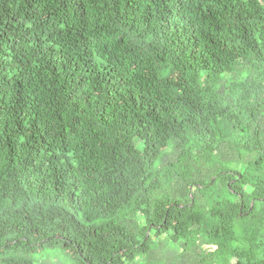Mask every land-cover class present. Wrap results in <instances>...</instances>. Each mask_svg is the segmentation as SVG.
Returning <instances> with one entry per match:
<instances>
[{
	"label": "trees",
	"instance_id": "16d2710c",
	"mask_svg": "<svg viewBox=\"0 0 264 264\" xmlns=\"http://www.w3.org/2000/svg\"><path fill=\"white\" fill-rule=\"evenodd\" d=\"M0 264H264V0H0Z\"/></svg>",
	"mask_w": 264,
	"mask_h": 264
},
{
	"label": "rangeland",
	"instance_id": "374dc122",
	"mask_svg": "<svg viewBox=\"0 0 264 264\" xmlns=\"http://www.w3.org/2000/svg\"><path fill=\"white\" fill-rule=\"evenodd\" d=\"M51 253L53 254V256H54L55 258H57V256H56V251H55L54 249L52 250V252H48V254H51ZM53 256H52V257H53ZM55 258H54V260H55Z\"/></svg>",
	"mask_w": 264,
	"mask_h": 264
}]
</instances>
